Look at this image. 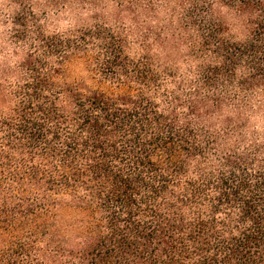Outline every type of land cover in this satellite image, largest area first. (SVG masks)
Masks as SVG:
<instances>
[{
	"label": "trees",
	"instance_id": "1",
	"mask_svg": "<svg viewBox=\"0 0 264 264\" xmlns=\"http://www.w3.org/2000/svg\"><path fill=\"white\" fill-rule=\"evenodd\" d=\"M188 2L135 53L41 35L0 84V264H264V0Z\"/></svg>",
	"mask_w": 264,
	"mask_h": 264
},
{
	"label": "rangeland",
	"instance_id": "2",
	"mask_svg": "<svg viewBox=\"0 0 264 264\" xmlns=\"http://www.w3.org/2000/svg\"><path fill=\"white\" fill-rule=\"evenodd\" d=\"M189 0H0V84L4 87L20 75V68L30 49H35L41 35L68 33L101 23L124 35L127 47L135 53L148 42L154 43L155 33L164 31L171 18H179ZM214 16L230 25L233 33L244 29L235 14L227 8L214 7ZM145 39L147 42L145 43ZM154 52L160 50L155 45ZM181 65L183 50L170 51ZM169 54V53H168ZM79 61L66 63L68 81L83 75ZM184 68V66H182ZM258 97L257 99H259ZM263 107L257 120L263 117ZM261 123V120L258 122ZM63 227L62 239H55L62 254L72 250V209L59 212Z\"/></svg>",
	"mask_w": 264,
	"mask_h": 264
}]
</instances>
